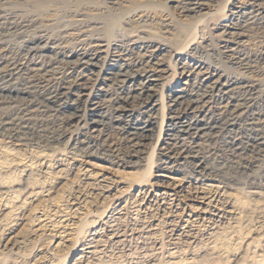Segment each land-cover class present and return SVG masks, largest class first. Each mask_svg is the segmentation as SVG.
I'll return each instance as SVG.
<instances>
[{
	"label": "rangeland",
	"instance_id": "obj_1",
	"mask_svg": "<svg viewBox=\"0 0 264 264\" xmlns=\"http://www.w3.org/2000/svg\"><path fill=\"white\" fill-rule=\"evenodd\" d=\"M249 2L0 0L1 66L20 62V84L36 62L56 69L46 88L87 75L71 96L82 99L78 117L0 96V264H264V152L234 149L247 144L249 123L264 127V11L247 23ZM29 41L38 52L25 53ZM79 54H96L98 65L74 63ZM118 63L160 78L157 123L138 147L120 125L93 127L85 113L93 100L106 110L123 96L103 70ZM209 76L229 86L201 109L232 113L229 101L244 102L236 125L171 139L165 117L161 135L168 93L192 95ZM195 155H206V168Z\"/></svg>",
	"mask_w": 264,
	"mask_h": 264
},
{
	"label": "bare ground",
	"instance_id": "obj_2",
	"mask_svg": "<svg viewBox=\"0 0 264 264\" xmlns=\"http://www.w3.org/2000/svg\"><path fill=\"white\" fill-rule=\"evenodd\" d=\"M248 7L245 11H243V15L246 18L247 23H254L262 18L261 14L264 11V0H249ZM191 10L193 8H190ZM2 12V11H1ZM237 13V12H236ZM241 15V14H240ZM241 17V16H240ZM5 20V19H4ZM242 20V19H241ZM262 20V19H261ZM6 21V20H5ZM246 23V24H247ZM12 27V26H10ZM1 29V28H0ZM2 32V30H0ZM6 33V30H5ZM233 34V33H232ZM237 34V33H236ZM234 35V34H233ZM4 36V35H3ZM7 37V36H6ZM36 41V40H35ZM26 43V42H25ZM38 43V42H37ZM227 43V42H226ZM40 46L36 44L34 41H29L26 45V51L29 53L38 52ZM144 49V48H143ZM149 50V49H148ZM146 52H149V51ZM227 50V49H226ZM229 50V49H228ZM236 50V49H235ZM2 51V50H1ZM131 51V50H130ZM122 52V51H121ZM18 53V52H17ZM26 53V54H27ZM98 53V52H97ZM144 54V52H143ZM153 54V53H152ZM151 54V55H152ZM2 55V54H1ZM31 55V54H30ZM57 55V54H56ZM146 55V54H145ZM154 55V54H153ZM192 55V54H191ZM237 55V54H236ZM235 55V56H236ZM27 56V55H26ZM242 56V55H241ZM72 56H70L71 58ZM231 57V56H230ZM132 58V57H131ZM233 59V58H232ZM237 60V59H236ZM235 60V61H236ZM240 60V59H239ZM78 61V62H77ZM85 63L86 68L93 67L98 65V56L96 54H79L75 59L74 63L79 62ZM146 61V60H145ZM243 61V60H242ZM255 61V60H254ZM8 62V61H7ZM69 62V61H68ZM101 62V61H100ZM187 62V61H186ZM232 62V61H231ZM10 63V62H9ZM13 63V62H12ZM67 63V62H66ZM65 63V64H66ZM151 63V62H150ZM161 63V62H160ZM244 63V62H243ZM242 63V64H243ZM20 64V62H19ZM18 64V65H19ZM64 64V63H63ZM64 64V65H65ZM160 66L158 62H155ZM153 64V65H154ZM205 64V63H204ZM247 64V63H246ZM2 63L0 61V96H16L20 98H27L30 102L33 103V106L43 105L47 107V105L66 108V110L71 111L73 117L80 116L82 112V105L80 104L79 98H74L71 96H75L74 89L75 87L82 86L85 88V77L84 70L78 76H74V79L71 81L65 80L62 84L56 87H48L44 85V82L47 81V76L55 73L53 68H49L40 64L39 62L34 63L30 70L34 73V77L31 76L25 84H20L19 79L12 76L13 69H17L18 65L13 66L12 64L1 66ZM11 65L13 67H11ZM143 65V64H142ZM245 65V64H244ZM66 66V65H65ZM73 66V65H72ZM20 67V66H19ZM53 67V65H52ZM84 67V66H83ZM108 67V66H107ZM151 67V66H150ZM186 67V66H185ZM59 68V67H58ZM61 68V67H60ZM187 68V67H186ZM192 68V67H191ZM244 68V67H243ZM29 69V68H28ZM74 69V68H72ZM157 69V68H156ZM190 69V68H189ZM188 69V70H189ZM218 69V68H217ZM70 70V69H69ZM75 70V69H74ZM106 79L108 80L112 76L116 78L118 82L122 83V87H124L125 91L123 96H119V98L115 102L111 103V108L109 106L104 109L105 105H101L99 101H94L89 105L86 109V114L90 117L91 124L93 127L95 125L102 123L104 120H109L111 124L120 125V129L124 134L125 140L129 142L131 147H138L142 144V141L147 138L148 133L153 130V126L157 121L155 120L156 115L153 114L155 110H157L158 102L155 99L158 90H156L157 85L159 84L160 78L159 75L152 68H146L144 66L139 67H131L129 64H119L114 65L108 68H103ZM86 71V70H85ZM63 72V71H62ZM91 72V71H90ZM29 73V72H28ZM59 74V73H58ZM88 74V73H87ZM17 75V73H16ZM19 75V74H18ZM29 76V74H27ZM67 75V74H66ZM101 75V74H100ZM177 75V74H176ZM15 76V75H14ZM62 76V75H61ZM68 76V75H67ZM212 76V75H211ZM205 77L200 79L201 82L199 85V89L196 93L192 95L185 94L182 90H173L168 93V104L167 109L169 111L168 116H165L163 112V122L161 128V135L163 131L164 119L168 117V121L166 125V131H172L171 139L179 138L182 135H194L200 136L203 134H210L213 132V135L216 134L220 129H232L237 121L236 118L238 115L239 107L244 103H233V101H229L228 103L233 107L232 113H226L225 111H221L217 114H213L208 116L209 114L201 109V103L206 104L216 91H222L223 88H227L229 85L222 84L221 82H215L211 78ZM26 77V76H25ZM33 77V78H32ZM72 78V77H71ZM25 79V78H24ZM51 79V78H50ZM49 79V80H50ZM64 79V78H63ZM67 79V78H66ZM104 79V78H103ZM221 79V78H220ZM55 80V79H54ZM218 81V80H217ZM49 84V83H48ZM53 84V83H52ZM244 86V85H243ZM88 87V86H87ZM97 87V86H96ZM90 88V87H89ZM79 89V88H78ZM102 89V88H101ZM241 92V91H240ZM247 92V90H246ZM77 93V92H76ZM79 93V92H78ZM123 93V91H122ZM220 93V92H219ZM239 93V92H238ZM16 94V95H13ZM83 94V93H82ZM81 94V95H82ZM96 94V93H95ZM251 94V93H250ZM253 94V93H252ZM24 95H28L27 97H22ZM109 95V94H108ZM164 95V94H163ZM216 96V95H215ZM220 96V95H219ZM217 96V97H219ZM229 96V95H228ZM15 97V98H16ZM99 97V96H98ZM165 97V96H164ZM223 97V96H222ZM240 97V96H239ZM251 97V96H250ZM114 98V99H115ZM229 98V97H227ZM10 99V98H9ZM19 99V98H18ZM81 99V98H80ZM165 99V98H163ZM249 99V98H248ZM13 100V99H12ZM21 100V99H20ZM82 100V99H81ZM236 100V99H235ZM241 100V99H240ZM244 101V99L242 98ZM241 100V101H242ZM256 100V99H255ZM23 101V100H21ZM105 101V100H104ZM165 101V100H164ZM85 102V101H84ZM211 102V101H210ZM253 102V100H252ZM107 103V102H106ZM132 104L133 106H138L143 109L142 117L135 116V112L129 108L128 104ZM227 103V106H228ZM11 104V103H10ZM89 104V103H88ZM105 104V103H104ZM166 103H164V107ZM251 104V103H250ZM14 105V104H13ZM246 105V104H245ZM226 106V105H225ZM253 106V105H252ZM230 107V106H229ZM246 107V106H245ZM3 108V107H2ZM1 108V109H2ZM24 108V107H23ZM222 108V107H221ZM225 108V107H224ZM22 109V108H21ZM28 109V108H27ZM219 109V108H218ZM226 109V108H225ZM250 109V108H249ZM253 109V108H252ZM261 109V108H260ZM29 110V109H28ZM33 110V109H32ZM51 110V109H50ZM31 111V110H29ZM261 111V110H258ZM9 112V111H8ZM16 112V111H15ZM34 112V111H33ZM231 112V111H230ZM243 112V111H242ZM248 112V111H247ZM13 113V112H12ZM26 113V112H25ZM36 113V112H35ZM19 114V113H18ZM80 114V115H79ZM212 114V113H211ZM249 114V113H247ZM3 115V114H2ZM8 115V114H7ZM13 115V114H12ZM21 115V114H20ZM15 116V115H14ZM24 116V115H22ZM27 116V115H26ZM29 116V115H28ZM251 116V115H249ZM13 117V116H12ZM11 117V118H12ZM17 117V116H16ZM25 117V116H24ZM261 117V116H259ZM247 118V117H246ZM263 118V117H262ZM14 119V118H13ZM23 119V118H22ZM253 119V118H252ZM258 119V118H257ZM12 120V119H11ZM10 120V121H11ZM19 120V119H18ZM21 120V119H20ZM81 120V119H80ZM259 120V119H258ZM9 121V120H8ZM17 121V120H16ZM31 121V120H30ZM251 121V120H250ZM18 123L20 121H17ZM16 122V124H17ZM35 123V122H34ZM4 124V123H3ZM11 124V123H10ZM29 124V123H28ZM31 124V123H30ZM33 124V123H32ZM42 124V123H41ZM259 124V123H258ZM14 125V124H12ZM250 127L247 129L249 140L247 144L244 146L240 141L236 144L235 150L237 151H252V152H264V127L259 128L254 124V122L249 123ZM6 126V125H5ZM9 126V125H8ZM15 126V125H14ZM21 126V125H20ZM27 126V124H26ZM10 127V126H9ZM12 127V126H11ZM28 127V126H27ZM8 128V127H7ZM14 130L16 128L12 127ZM18 128V127H17ZM88 128V127H87ZM25 129V128H24ZM23 129V130H24ZM31 129V128H30ZM46 129V128H45ZM105 129V128H104ZM118 129V128H117ZM236 129V128H235ZM19 130V129H18ZM69 130V128H68ZM98 130V129H97ZM165 130V129H164ZM227 130V131H228ZM245 130V129H244ZM17 131V130H16ZM29 131V130H28ZM34 131V129H33ZM36 131V130H35ZM39 131V130H38ZM96 131V130H94ZM231 131V130H230ZM238 131V130H236ZM246 131V130H245ZM15 132V131H13ZM19 132V131H18ZM23 132V131H22ZM27 132V131H26ZM37 132V131H36ZM233 132V130L231 131ZM219 133V132H218ZM224 133V132H223ZM230 133V132H229ZM14 134V133H13ZM25 134V132H24ZM31 134V133H30ZM29 134V135H30ZM38 134V133H37ZM205 135V136H206ZM212 135V134H211ZM220 135V134H219ZM238 135V134H237ZM236 135V136H237ZM21 136V133H20ZM18 136V137H20ZM96 136V135H95ZM204 136V135H203ZM235 136V138H236ZM24 137V136H23ZM170 137V136H169ZM216 137V136H215ZM160 138V137H159ZM22 139V138H21ZM238 139V138H237ZM5 140V139H4ZM95 140V139H94ZM183 140V139H182ZM240 140V139H239ZM83 141V140H82ZM12 142V141H11ZM14 142V141H13ZM236 142V141H235ZM88 143V142H87ZM232 143V142H231ZM234 143V142H233ZM171 144V143H170ZM87 145V144H86ZM233 145V144H232ZM26 147V146H25ZM88 147V146H87ZM128 147V146H127ZM234 147V146H233ZM232 147V148H233ZM24 149V148H23ZM91 149V148H90ZM178 149V148H177ZM20 150V149H19ZM135 150V149H134ZM132 151V150H131ZM233 151V150H232ZM75 152V151H74ZM251 152V153H252ZM20 153V152H18ZM90 153V152H89ZM204 153V152H203ZM249 153V152H248ZM93 154V153H92ZM136 154V153H135ZM241 154V153H240ZM207 155V154H206ZM205 156L199 157V155L192 156L196 158V167L204 168L202 164H206ZM257 155V154H255ZM75 156V155H74ZM241 156V155H240ZM172 157V156H171ZM258 157V156H257ZM251 161V160H250ZM249 166V165H248ZM206 168V167H205ZM151 172V171H150ZM147 178V177H146ZM181 179V178H180ZM111 182V181H110ZM174 182V181H173ZM96 183V182H95ZM179 183V182H178ZM29 185V184H28ZM104 185V184H103ZM221 185V184H220ZM182 188V187H181ZM24 189V188H23ZM169 189V188H168ZM204 189V188H203ZM212 189L211 187L206 188L205 190ZM171 190V189H169ZM174 190V189H173ZM214 192V191H213ZM16 193V192H15ZM28 196L34 194V191H27ZM167 193V192H166ZM204 193V192H203ZM19 194V193H18ZM40 194V193H38ZM206 194V193H205ZM36 195V194H35ZM174 195V194H170ZM207 195V194H206ZM264 195V194H263ZM20 196V195H19ZM23 196V195H22ZM216 196V195H215ZM199 197V196H198ZM206 198V197H205ZM20 199V198H19ZM19 201V200H18ZM25 202V201H23ZM19 203V202H18ZM19 208V207H18ZM25 210V209H24ZM23 212V211H22ZM42 212V211H41ZM61 224V223H60ZM60 233V232H59ZM103 244V243H102Z\"/></svg>",
	"mask_w": 264,
	"mask_h": 264
}]
</instances>
